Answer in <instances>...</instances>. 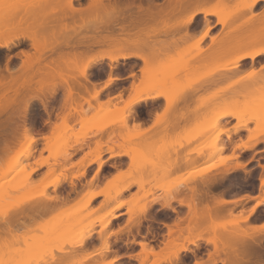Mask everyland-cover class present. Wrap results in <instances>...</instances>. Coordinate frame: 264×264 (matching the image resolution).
Listing matches in <instances>:
<instances>
[{
    "label": "rangeland",
    "instance_id": "1",
    "mask_svg": "<svg viewBox=\"0 0 264 264\" xmlns=\"http://www.w3.org/2000/svg\"><path fill=\"white\" fill-rule=\"evenodd\" d=\"M192 1L197 2L198 0ZM251 1L252 0H210L207 4L203 3V7L206 6L221 14L236 15V18L228 20L226 26H222L218 23L217 16L210 15L205 18L204 15H202L205 19L203 28L200 30H198V28L193 29L192 27L194 26L195 20L192 23L193 25H189L191 31L187 26L186 28L184 26L190 13L188 7L189 0H164V4L159 6L163 8V25L165 31L160 33L163 34V36L160 35L158 43L168 45L175 40L178 44V46L176 45L177 48L175 47L174 50L173 46V49L171 47L169 50V47L173 45L172 43L169 45L168 49H166L165 46L163 48L159 47L160 51L157 50V52L152 48L136 49V51L137 53L138 51L139 53L142 51L140 54L143 53L142 55L152 61V65L158 64L156 63L157 61L161 63L163 61L165 62L168 57H174L176 54L172 61L176 63L175 65H181L182 69L176 72L175 77H173L174 81H172L170 85V89L171 87L173 89V86L177 85L176 88H174L175 90H173L174 93L177 89L179 92H185L181 97L173 101L174 104L171 106L172 109L169 106V101L171 100L172 95L170 94L167 98L163 97L165 100L164 107L162 110H156L154 121L147 127L141 125L140 128H134L133 124L135 122L132 123V119L128 121L127 128L121 123L123 121L122 118L126 117V114L123 113L125 110L123 109L126 107V101L128 99V97L125 99L124 94L128 93L129 96V94L132 93L133 86L138 87V85H140V87L143 88L145 85L146 81L144 79L149 73L146 72L144 64L141 68V77H135L130 88L124 90V92H120L123 93V100H119L117 96L107 99H113L112 104L108 107V112L110 111L113 115H108L109 113L105 114L107 112L105 104L104 106L101 104L102 108L99 106L100 103H105L107 101H103L102 97H100L102 92L98 97V101H96L92 97L94 87L89 90L85 89L78 94H75L74 92H71L73 93L71 94L69 87L64 97L62 110L58 112L57 118L52 121V118L50 116L48 117L51 124L45 136L50 138L54 144L56 143L57 148L51 147L52 150H45V140H42L41 142L38 141V146L33 147L35 151L34 157L31 158L28 157V152L22 153L23 149L21 148L23 147L22 141L26 135V128H29L28 126L26 127L25 124L23 125V123L27 121L28 114L31 112L34 102L32 101L28 106V109L25 111L21 108L20 110L18 109L21 106L20 101L23 99L16 100L18 104L13 106L12 110H9L10 114L15 116L13 121L16 123L15 128L13 129L11 127L10 129L11 139L12 141L14 140V143L11 145L10 156H18L17 152L21 150L20 153H22V155H19L20 157L18 156L21 164H18L19 166L15 165L14 167L16 168H11V172L6 179L14 178L15 180V178L23 172V169L28 173L31 168H36L38 162L42 163L43 166L37 169L28 184H26V180L24 186H22V184L20 185L21 187L18 188L12 187L13 190L9 188L10 191L8 190V192L6 191L7 189L2 188V191H0L3 192L2 194L0 193V211L3 210L0 212V223L8 214L9 217L13 216L20 207L27 205L25 201L29 197L41 196L45 193L53 196L55 188L49 186V184L56 180H68L69 183L73 182L76 185L77 191L75 193H70L69 185H65V188L62 190L64 193L62 194H71L67 202L58 205L51 212L36 217L37 220L35 222L27 220L26 227L15 232H10L9 234L0 233V264H28V256L30 253H34V255L37 256L38 261H41V259L42 261L43 259H45V261H51L50 259L59 258L61 255L66 254L69 249L71 250L68 253H72L69 256V259L58 264H108L111 261H115L116 264H122L123 262L119 252L114 251L115 247L113 246L111 239L112 237L125 232L129 235H134L135 228H137L140 233L141 231L146 232L148 237L151 234L154 235L151 237L156 240L155 243H152L148 242V237L142 239V242L147 244L146 249L144 250L141 247V251L138 255L131 256V258L137 259L140 264H156L160 261L161 264H169L168 262L162 261L161 258L169 257L184 245L188 247L190 252H183L182 256L189 253L198 254V252L204 247V244L212 247V250L209 251L207 261L197 259L200 264H217V261L222 259L227 260V262L226 260H222L224 264L234 263L235 256L237 255H230V251L236 250V247H233L232 244H227L226 239L230 232L236 230L234 229L235 227L231 228L227 226L226 230L229 229L227 231L229 233H227L224 228L217 227L216 229V226L214 228L213 225L209 224H212L211 222L215 221L217 223L238 221L240 223L239 225H241L240 227H242L239 231H241L240 233H243L246 232L244 228L246 222H244L243 219L247 217V214H238L236 208L232 210L230 208L231 211L228 209L229 212H227L226 215L221 216L226 212L224 205V213L219 217H216L214 221L213 218L201 217L200 222L203 225L201 226L200 224V226L202 228L199 227V231L195 229L190 230L189 220L191 215L188 205L191 203L190 188L198 183L197 181H191V177L195 173L198 171H207L206 177H211L214 175H220V173L224 174L223 172H227L226 170L228 169L236 170V167L238 165L240 166L241 162L247 166L248 162L251 163L255 161V157H252L250 160L247 156L240 159L237 155V151L246 150L241 147L244 145H255L264 137V110H262L260 105L257 106V103L261 101V97L264 96V64L256 62L244 64L242 67H239L241 70L238 72L235 70V74H232L229 77L227 76L223 78L221 76L222 78L220 77L218 79V76H216L217 70L219 71L220 68L225 65L224 63H227V61L236 57L237 53H239L242 48L241 46V48L236 51L234 48H231L230 51L226 48L229 52L227 51L228 53H226L224 51L225 54L223 53L222 55L220 49L223 45L222 41L226 42V47L229 45L232 47L231 45L233 41L230 43L231 40L228 39L229 36L232 38L231 34L234 32H242L240 26H242L243 22L245 23L248 18L254 17L256 21L261 17L262 13L255 14L254 9L252 12L247 10L241 12L245 5ZM79 2L75 3L79 4ZM133 3H136V1L134 0ZM76 4L75 6L79 7V5ZM86 6L88 7V5ZM186 6L188 10L186 9ZM82 7L85 10L87 9L84 5L82 6L80 4L81 9ZM109 7L114 8L118 7V5L111 4ZM102 13L103 10L98 12L96 17H102ZM171 14L173 15L172 31L167 29L166 22V16H170ZM82 15L80 23L89 18L91 20L93 13L84 12ZM199 17L200 15L196 17V19ZM90 20H88V24L91 23L89 22ZM206 20L211 28L208 36L200 41L202 33L207 26ZM214 20H216L218 26L221 27V31L216 35L214 34V30H212ZM255 27L253 33L256 32L258 27L262 31L264 29L263 24L256 25ZM233 28L234 31L232 33ZM248 29H243V31H245L247 36H252V48L264 51V48H262V45H264V36L259 37L258 33H256V35L249 33ZM174 30L178 31L174 32ZM39 33L40 32L36 33V35ZM189 34L192 35L189 36ZM40 39V37L36 39L35 42L37 44L33 42L36 55H41V52L45 51L43 44H40L39 42ZM208 40H210L209 44H207ZM158 43H156V45ZM100 48L101 47H99V49ZM99 49L96 48L92 55L105 53L101 52V49V51H98ZM106 53L115 54L117 51L115 48H112ZM173 53L175 54L172 55ZM158 59H162L163 61ZM80 61L82 60H79L77 65H81L77 66L74 64V70L76 69L75 73L78 76L80 75V68L83 67V63H79ZM104 61L100 62V67H94L95 71L103 67ZM120 62L122 61L119 60L118 63L110 62L112 72L114 71L113 65L118 66ZM215 70L216 72H214ZM76 75H73L72 77H76ZM112 75L113 74H111L110 77L113 78ZM247 75H253L252 77L254 78L251 77L250 81H253L255 86L254 88H250L252 91L251 93L243 94L240 91L242 89L238 88L237 81L239 82L241 78ZM21 77L22 76H20L19 79ZM68 78L69 77L52 78L42 80V82L39 81L41 83H39L40 86L38 90L41 91L43 95L36 93L29 96L27 99L42 98L45 104H49V101H51L49 98L54 97V94L56 93L54 92V94H52V91H57L58 87L61 85L67 86V82H70L69 85L73 89L77 87L73 84L76 80L71 77L72 80ZM78 81L81 83L85 82V78L81 77ZM95 82H97V80H95ZM234 83L237 85V87L235 86L236 88L234 87L235 90L231 88ZM95 85L97 90L98 88L101 90V86L102 89L104 88V85ZM7 87L8 86L5 84L4 89L6 90ZM9 87L11 88L12 86L9 84ZM241 88H243V86ZM248 90L245 89L243 91L247 93ZM69 93L71 95H69ZM235 96L236 98H234ZM207 98H210L209 100H211H208V105L205 103V99L207 100ZM232 98L235 99V101ZM201 103L204 104L202 105ZM205 104L207 106H205ZM139 106L134 109L133 117L135 118L137 116L141 117L139 115L142 107L139 108ZM214 108L215 110H213ZM145 109L153 110L155 107L146 105ZM166 109L167 111H165ZM121 111L125 116L120 113ZM225 113L241 114L242 117L237 119L228 118L218 122V118ZM173 115L178 116L174 117ZM255 118L262 119L261 124L257 123ZM108 123L112 125L108 126L104 131L98 132V127L105 126ZM18 124H20V126H18ZM65 124L70 128L65 129ZM55 125H57L56 127H60V131L57 129L59 132L57 130L53 131ZM243 125H247V127H243ZM245 132H247V134H244ZM33 135L37 138L35 134ZM233 135H239L240 141L237 145H240V147L235 145L232 153L228 155L226 154V151L231 143H227L226 139L230 141ZM81 141H83V148L79 145ZM98 144L102 145L98 147ZM109 148H112L113 151H109ZM201 149L205 150L203 157L193 161V158L196 156L194 152ZM59 151L63 152L59 153ZM69 154L72 155L70 156ZM116 154L121 155L114 156ZM108 157L110 159H108ZM114 157H128L127 171L119 172L113 178L108 179L105 185H101L100 181L103 178L101 174L105 165L111 163L114 167L122 166L121 163L110 162ZM132 157L138 158L143 162H139V166L138 163L133 166L131 160ZM96 159H101L104 162V167L101 170H99L97 163H89ZM86 164L88 165L87 168L84 167ZM91 165H97V170L94 176L90 180H87L88 168ZM2 166L4 165L2 164L0 167V178L2 176L1 174L7 171L4 170L6 169V166H4L5 168ZM258 174V169H254L250 170L246 175H228L230 176L228 177L229 179L222 181V183L218 182L217 185L215 184L216 186L213 185L211 191L218 194L224 189H230V187V191H232V189L237 187L236 185L244 187L245 190L247 186L252 185L254 189L257 190ZM14 180H12V182H14ZM124 187H129V189L124 191ZM122 190L124 193L117 196ZM260 191L264 194V179L261 181ZM4 192H10L9 195L6 196L7 198L10 196L9 200L6 197L4 198ZM127 192H132L128 199L125 196ZM94 195L96 196L93 198ZM99 196H103L104 201L98 207H95L94 200ZM1 198H3L5 202ZM262 201H264V196ZM116 203H123V206L115 213L117 218L119 212L126 208L128 215L127 221L124 225H122L123 221H120V225H117L118 223L115 222L117 218H115L108 227H105L106 225L104 224V221L108 219L111 210ZM157 203H162L165 207L168 206L177 217L174 222L166 225L167 233L162 236L163 242L160 243L159 247L156 245L161 238V236L158 235L160 232L155 229L156 218L150 213L151 206ZM204 203V201L198 202L200 207L201 204ZM6 204L8 207H6ZM148 204L150 208L147 213L143 214L141 210ZM183 207H186L187 209L185 216L181 213ZM5 211L8 214H6ZM168 222H171V220ZM206 223L208 225H206ZM89 235H91V239L87 241L85 240L86 244L79 246L80 239ZM96 235H98V239L92 240ZM252 236L254 237V235ZM255 237L254 239H256ZM196 238L215 239L216 245L208 243L205 240H199V246H194L188 242ZM133 240L135 241L134 237ZM256 241L261 242L258 239H256ZM107 243L111 244L109 249L105 248ZM152 250L155 255L149 254ZM238 250L242 252V248H239ZM146 254H148V258L144 262H141V258ZM240 255L241 257L243 256V258H247L245 254L243 255L240 253Z\"/></svg>",
    "mask_w": 264,
    "mask_h": 264
},
{
    "label": "bare ground",
    "instance_id": "2",
    "mask_svg": "<svg viewBox=\"0 0 264 264\" xmlns=\"http://www.w3.org/2000/svg\"><path fill=\"white\" fill-rule=\"evenodd\" d=\"M79 1L81 2L82 0H0V5H3V7L0 8V49H4V48L6 49V48L11 47V45L15 44L16 41L20 40L21 38H29L34 43H36L35 41L38 38L37 37L38 34L36 35V33H38V32H41V34H42L41 37H43V35H44V33H42V32H47V33L49 32L50 36H53V38H54V37L57 36L56 35L57 33H56V31L54 29H51V28H52V26L55 23L58 26L59 22L61 21L60 22V25H61L63 22H65L64 20L67 19V17L71 18L72 16H74L73 20L76 19L75 15H73V14H78L79 13L81 15L84 12H87V13H92L93 12V13L97 14V12H100V11L104 10L105 6H106L105 9L107 7H109V6H107L106 3L104 4V2H105L104 0H90V1L88 0L89 3L87 1H86L87 4L85 3L86 5H88V7L84 4V6L87 9L85 10L82 7V9H83L82 10L80 8V4L82 2L80 3ZM209 1L210 0H198L197 2H193L192 0H189V2H188L189 6L188 7H189V10H190V13H189V17L187 18V20L184 23L185 28H186V26L189 28V25L191 26V24L196 20V17H198L199 15H204L205 18H207V16H210V15L217 16L218 23L221 24L222 26H226V24L228 23V20L236 18V15L221 14V13L215 12L213 9H209L206 6L203 7V3L207 4ZM260 1L261 0H252L250 3L245 5V7L241 10V12L246 11V10L249 11V12H252L253 9H255L257 7V5H258V3ZM75 2H79V4H76ZM75 4L79 5V8H78V6L76 7ZM8 5H12V7H8ZM82 6H83V4H82ZM186 9L188 10L187 6H186ZM82 16H80V17L82 18ZM68 20H70V19H68ZM88 20H90V18ZM88 20H86V21L88 22ZM102 20H103L102 17H99V16L95 17L94 16V19L91 18V20L89 22H91V23L93 22L95 24H98V23L101 24ZM86 21L82 22L83 26H80V28L85 27L84 24L87 25ZM204 21H205V19H204ZM67 22L68 21L66 20L65 25H67ZM79 22H80V20H79ZM255 22H256V24H255ZM91 23H89V24H91ZM206 23H207V26H206L205 31L202 33L200 41L204 40L209 34V31H210L211 27L208 24L207 20H206ZM245 23L243 22L244 25L242 24V26H240V28L242 29V32L241 31H236L238 34L236 32L233 33V31H234V28H233V30H232L233 34H231L232 38H230V36L228 38L229 40H231L230 43H232V41H233V43H232L233 45H231L232 47H230V45L229 46L227 45L228 47H226L225 46L226 42L222 41L223 45L220 47V49L222 51V55H223V53L225 54V52L228 53L231 50V48L232 49L234 48L235 51L239 50V48H241V46H242V48L240 49L239 53H237L236 57L230 59L229 61H227V63H224L225 65L223 64L224 66H222L219 71L217 70L216 76H218V79L221 76L223 78L227 77V76L229 77L230 75L235 74L236 71L238 72L239 70H241V69H239V67H242L244 65V63H243L244 60L250 59L252 61L251 63H254V62H256L255 60H256L257 57H259L261 55H264V54H262L261 50H255V49L252 48V46H253V38H252V36H250V35L247 36L245 34V31H243V29L246 30V29L249 28L248 29L249 33H252V34H255V35H256V33H258L259 37L260 36L263 37L264 36V31L260 30L259 27L257 28L258 30L256 29L255 33H253V32H254V28H256L255 27L256 25H259V24H263L264 25V13H262L261 17L259 19H257L256 21H255L254 17H250V18L247 19V21H245ZM195 24H196V22H195ZM65 25H63V26L65 27ZM253 25H255V26H253ZM184 26H183V28H184ZM64 27H63V30L59 29L57 31V32H59L58 34H60V33H61V35L63 34V37H65V35H66L65 33L66 32L68 33V30H69L68 29L69 27L68 28H64ZM192 28H194V27H192ZM72 30H73V28H72ZM189 30H190V28H189ZM176 31H178V30H176ZM176 31L174 30V32H176ZM190 35H192V34H189V36ZM50 36L44 35V37H50ZM239 37H240L241 40L239 39ZM174 41L175 40L172 41L173 45L170 46V47H169V45H171L172 43H169L168 45L165 43L167 45V47H166V45H164V43L163 44L162 43L161 44L158 43L159 45L158 44L157 45L153 44L152 46L151 45L150 46L149 45H147V46L145 45V46H142V47L144 49L145 48H147V49L148 48H150V49L152 48L153 50H156V52H157V50H159V47L163 48L165 46L166 49H168V47H169V50H170V48L172 47V49H173V46H174V50H175V47H176V45L178 46V44L176 43V41L175 42ZM140 47L141 46H137V45H123V44H119V43H116V44L114 43V44H111V45H108V46H101L102 49L101 48L100 49L102 51L99 48H98L99 49L98 51L105 52V53L97 54V55H95V54L91 55L90 54V55H88L86 57L87 59L85 58L86 60L82 59L84 61L83 62L82 61L79 62V63H83L82 64L83 67L80 68V66H79V68H80V71H79L80 75L79 76H81L82 78H85V80H86V79H88L87 78V71L93 66L94 67L99 66L100 62H102L104 60L110 61L111 63H115V62L118 63L119 60L128 61V60H131V59H141L143 61V64L145 65V70L149 74L144 79L146 81L144 87L142 88V87H140V85H138V87L137 86H133L132 93L129 94V96H128V99L126 101V107L123 109V110H125L123 113L126 114V117L122 118L123 121L121 122V123L124 124V126L126 128L128 127V125H127L128 121L131 120V119L132 120L135 119L133 117V113H134V109L137 106H139V105H141L143 103H147V102H153V101L155 102L156 100H158L160 98H163V97L167 98L171 94L172 98H171V103L169 104V106L171 108V106L174 104L173 101L177 100L185 92V91L184 92L183 91L179 92V90L177 89L178 92L175 91V93H174L173 90H175L174 88H176L177 85L173 86L174 87L173 89H172V87L170 89V85H171L172 81H174L173 77H175L176 72H178L180 69H182L181 65H175L176 63L174 61H172L176 54L173 53L172 55L175 54L174 57H172V56H171L172 58L168 57L167 60H165V62L161 59L163 61L162 63L157 61L156 63H158V64L152 65L151 64L152 61L148 60V58H146L144 55H142L143 53L140 54L142 51H140V53L138 51V53H137L136 49L137 50L138 49H142ZM112 48H115L117 53H115V54L106 53L107 51H110ZM134 48H135V50H134ZM226 48L229 51L226 50ZM131 49H133V50H131ZM162 51H163V49H162ZM191 52H192V50H191ZM158 60H160V59H158ZM173 62H174V64H173ZM78 65H81V64H78ZM113 66L115 68V65H113ZM79 68H78V70H79ZM214 72H216V70ZM228 72H232V73H228ZM251 74H252V72H251ZM250 75H247V76L241 78L239 82L237 81L238 88L242 89L240 91L243 94L251 93L252 91H251L250 88L251 87L254 88V86H255L253 84L254 82L250 81L251 77L253 75L252 76H250ZM72 78H74V77H72ZM114 78L110 77L109 80L106 82V84L104 86L109 88L108 86L113 84ZM252 78H254V77H252ZM63 80H65V79H63ZM68 83H70V82H67V84ZM5 84L6 83H5V81L3 79L0 80V164L1 165L3 164L4 166H6V169H4V170H7V171H5L4 173L1 174L2 176L0 178V183H1L0 184L1 185V188H0L1 190L0 191H2V188H4V189H7L6 191L8 192V190L10 191V189L13 190V188L21 187L20 185H22V184H23L22 186H24V182L26 180H27L26 184H28V182L31 181L32 175L37 171V169L39 167L41 168V166H43V165H42V163L38 162L36 164L37 165L36 168H31L30 172H28V173H26L25 172L26 170L23 169V172L20 173V175L18 177H16L17 179L16 178H15V180H14V178L6 179V177L9 176V173L11 172V168L13 169V167L15 165L21 164L20 160L18 159L19 155H22V153H24V152L25 153L28 152V154H29L28 157L29 158L34 157L35 151H34L33 147L34 146H38V139L35 138V136L33 135L34 134V130L33 129L26 128L27 131H26L25 138L22 141L23 147L21 148V149H23L22 150L23 152L20 153L21 150H19V152H17L18 156H13V157L10 156L11 145L14 143V140L12 141V139H11L10 129H11V127L14 129L15 126H16V123L13 121V118L15 116L14 115L12 116V114H10V112H9L11 101H10V98H9L8 91L4 89L5 88ZM235 86L237 87V85H235V83H234L231 88H233V90H235V88H236ZM242 86H243V88H241ZM93 87H94V93H93L92 97H93L94 100L98 101V97H99L100 93L103 90L102 86H101V90H99V88L97 90L96 89V85H94ZM245 89L246 90L249 89L250 91L248 90L249 92L247 91V93H246L245 91H243ZM69 90H70V93H71L72 89L70 88ZM54 92H56V91L55 90L52 91V93H54ZM111 92H113V91H111ZM70 93H69V95L73 94V93H71V94ZM117 98L119 100H123L122 99L123 98V93H119L117 95ZM129 98H131V102H130ZM234 98H236V96ZM209 99L210 98H207V100L205 99V101H206L205 103L206 104L209 103V101H211ZM31 100H32V98L30 100L26 99L24 101V109L21 108V107L20 108L23 109V110H26L28 108L29 104L31 103ZM112 100L113 99H109L105 103H100L99 104L100 108H102V105L104 106V104H105V108L107 109V112L105 114L109 113L108 115H113V114H111L110 111L108 112V110H109L108 107H110V105L112 104V102H113ZM233 100L235 101V99H233ZM206 104H205V106L208 105V104L207 105ZM259 105L261 106L260 102L257 103V106H259ZM20 108H18V109L20 110ZM213 110H215V108ZM125 112H127V113H125ZM120 113H122V111ZM173 116L177 117L178 115H173ZM241 117H242L241 114L237 115V114H234V113H225V114H222L220 116V118H218L217 121L219 122L221 120H225V119H228V118L237 119V118H241ZM18 118H19V116H18ZM255 119H256L257 123L261 124L262 119H260V118H255ZM111 125L112 124L108 123L105 126L98 127L97 130H98V132H102L108 126H111ZM133 125H134V128H140L141 127L140 122L139 123H134ZM56 126L57 125L54 126L53 131H56L57 129L60 128V127H56ZM243 127H247V125H243ZM64 128L68 129L70 127L68 125L66 126V124H65ZM64 128H62V129H64ZM59 131H60V129H59ZM60 135H58V136H60ZM43 140H45V146H46L45 150H52L51 147L57 148L56 143L54 144V142L52 140H50V138L45 136V137H43ZM79 145H81L82 148H83V141H81ZM101 145L98 144L97 146L99 147ZM252 147H254V145H244L241 148L247 150V149H251ZM60 148H62V147H60ZM82 148H80V149H82ZM108 150L109 151H113L112 148H109ZM60 151H59V153L63 152V151L62 152H60ZM204 151L205 150H203V149L196 150L194 152L196 156L193 158V161L196 160V159H199L200 157L202 158L203 154H204ZM69 155L71 156L72 154H69ZM120 155L121 154H119V155L116 154L114 156H120ZM131 160H132V163H133L132 165L133 166L137 165V163H138V166H139V162H141V163L143 162L142 160H140L138 158H135V157H132ZM94 162L98 164L99 170H101L104 167V162L101 159H96V160L90 161L89 163H94ZM1 165H0V167H1ZM4 166H2V167H4ZM87 166L88 165L86 164L84 167L87 168ZM14 168H16V167H14ZM236 168L239 169V168H242V167H241V165L240 166L238 165ZM8 170H10V171H8ZM226 171L227 172H225V171L223 172L224 174L220 173V175H216V176L214 175V176H211V177L210 176L206 177L207 171H200V172L198 171L197 173H195L191 177V181H193V182L197 181L198 183H197V185H193L194 187L190 188V191H191V197H190L191 198V203L188 205V207L190 209V215H191L190 220H189V222H190V224H189L190 230L191 229H195V230L199 231V229L202 228L201 226L203 225L200 222L201 217L210 218V219L213 218V221H214L216 217H219L221 214L224 213V210H225L223 208L224 205H227L229 203L232 204V201H226L227 200L226 199L227 196L224 195L226 193L223 194V192H222L223 195H218L219 193L216 194V193H213L211 191V188L213 187V185H215V184L217 185L218 182L222 183V181H224L226 179H229L228 177L231 176L230 174H232V172L235 171L234 173H236V170H233V169H230V170L228 169ZM82 175H84V174H82ZM228 175H230V176H228ZM12 180H14V182H12ZM29 185H30V183H29ZM65 185H69L70 190H71V191L69 190L70 193H75L77 191L76 185L73 182L69 183L68 180H65V181L56 180L53 183L49 184V186H53L55 188V193H54L53 196L47 195L45 193V194H43L41 196L29 197L25 201L27 203V205H23L22 207H20L19 210L13 216H10V217H9V214L5 211L6 214H8L7 215L8 218L6 216H5L6 218H4L2 216L4 219H2L3 222L1 221L2 224L0 223V233L9 234L10 232H15V231H17V230H19V229H21L23 227H26L27 220L28 221L32 220L33 222H35L37 220L36 217L40 216L41 214H45V213L51 212L58 205L67 202L69 200V197H70L71 194L68 193V191H67V193H68L67 195H63L62 194V193H64L62 190L65 188ZM129 187H127V188L124 187L125 189L123 188V190L126 191V190L129 189ZM4 189H3V191H4ZM123 190L121 192H119V194L117 196L122 195L124 193ZM7 192H4V198L6 196H8L9 193H10V192L9 193H7ZM225 192H227V191H225ZM0 193L2 194L3 192H0ZM230 194H232V193H230ZM95 196L96 195H94L93 198ZM224 196H226V197H224ZM41 197H43V198H41ZM9 198H10V196L7 199L9 200ZM230 198H231V195H230ZM1 199H3V198H1ZM3 201L5 202L4 199H3ZM200 201L201 202H203V201L205 202L204 204H201V207H200V204H198V202H200ZM261 201H259V202H261ZM122 206H123V203H118V204L116 203V205L113 206L108 219H106L104 221V224L106 225L105 227H108L111 224L112 220L117 218V215L115 213ZM6 207H8V205ZM149 208L150 207H149V204H148V205L144 206V208L141 210V212L143 214H145V213L148 212ZM4 209H6V208H4ZM250 212H249V214L251 215L253 212L251 210H250ZM253 214H255V213H253ZM243 220H244V222H247L248 217H246ZM211 223L212 224H209V225H213L214 228L216 226V229H217V227L224 228L226 232L229 230V229L226 230L227 226H229L231 228L235 227L234 229H236V230H233L234 232H230V233L227 232V233H229V235H228V237L226 239L227 240L226 243L227 244H232V246L236 247L237 250L239 248H242V249L243 248H245V249L246 248H254V249H256V247H258V242L256 241V239H254V237L252 235H250V234H248L246 232L240 233L241 231H239V229L241 230L242 227H240L241 225H239L240 223L238 221H231V222H227V223H224V222L223 223L222 222L221 223H219V222L217 223L215 221V222H211ZM200 224H201V226H200ZM206 225H208V224L206 223ZM90 239H91V235H89L87 237H83L79 241L80 244L78 243L79 246L86 244L85 242L87 240H90ZM199 240H205L208 243H213V244L216 245V240L215 239L196 238V239L190 240L188 242L190 244L194 245V246H199V244H198ZM261 242H259V244ZM140 245H141V247L144 250L146 249L147 244L145 242L140 243ZM110 246H111V244L107 243L105 248L109 249ZM70 248H71V246H70ZM70 250L71 249H69V251ZM237 250H236V253H237ZM68 252L66 254L62 253L63 255H61L59 258L50 259L51 261H45V259H43V261H42V259H41V261L40 260L38 261L37 256H35L34 253L33 254L30 253V255L28 256V264L29 263L30 264H58V263H62L64 261H66L67 259H69V256L72 254V253L70 254ZM183 252H190L188 247L185 246V245L182 246L181 248H179L177 251H175L169 257H166V258L163 257V258H161V260L164 261V262H168L169 264H179L180 261H182L181 260V256H182ZM192 252H193V250H192ZM240 253L241 254L243 253V255L245 254V252H240ZM240 253L238 252L236 254L237 256H235V254H233L235 256V260H234L233 264H245L244 262H246V260H245L246 257H244L245 258L244 259L243 256L241 257ZM246 253L248 254V252H246ZM35 254H38V253H35ZM149 254L155 255L153 250L150 251ZM247 257H249V256H247ZM39 258H40V256H39ZM147 258H148V254H146L144 257L141 258V262H144ZM111 262H109L108 264H111ZM160 262H158L156 264H161Z\"/></svg>",
    "mask_w": 264,
    "mask_h": 264
},
{
    "label": "flooded vegetation",
    "instance_id": "3",
    "mask_svg": "<svg viewBox=\"0 0 264 264\" xmlns=\"http://www.w3.org/2000/svg\"><path fill=\"white\" fill-rule=\"evenodd\" d=\"M86 1L89 2L90 0H82V3L80 2L81 5H84ZM104 1V4L106 3L107 6L116 4L118 7H107L104 9L101 24L96 25L93 22L88 24L87 22V25L84 24L85 27L80 28V26H83V23L79 22L82 14H75L76 19L73 20L74 16L66 19L68 21L67 25H65L66 20H64L65 22L62 21L64 24L62 23L60 25V21L58 26L56 23L54 24L55 26H52L51 29H54L57 33V36L55 35L56 37L53 38V36H50L49 32H42L44 35L50 36L44 37L43 35V38L41 37L42 34L40 32L38 34L40 35L38 37L41 38L39 42L40 44H43V48L45 49V51L41 52V55H36L35 47L33 46L34 43L29 38H21L16 41L17 43L13 44V46L11 45L9 48L0 50V80L3 79L8 86L6 90L8 91L11 101V110L13 106L18 104L16 100L23 99L20 101V107L24 109L23 103L29 96L36 93L42 94L41 91L38 90L40 86L39 83H41L42 80L63 77L72 78L73 75H76L74 64L77 65L78 61L85 59L88 54L92 55L96 48L108 46L114 43L137 45L141 46L140 48H143L142 46H152L153 44L158 43L160 35L163 36V34L160 33L165 31L163 25L164 13H162L163 8L159 6L164 4V0H135L136 3H133L134 0ZM93 15L96 17L95 13H93ZM93 15L91 16L92 19H94ZM166 22L167 29L172 31V14L170 16H166ZM195 22L197 25L194 23L193 29H202L205 22L204 17L201 16L197 18ZM63 25H65V27ZM63 27H69L68 33H65V37H63V34L61 35V33L58 34L59 32H57L59 29L63 30ZM218 27V24L214 22L212 30L215 32L219 29ZM142 67L143 61L141 59H131L120 62L114 69L117 70L115 74L123 77L125 80L141 77ZM111 71L112 66L110 63H104L103 67L97 71H95L93 66L87 72L88 79L85 80V83L79 82L78 79L80 77L76 75V77L73 78L76 80L73 84L77 87L73 89L69 83L67 84L68 87L66 85H61L58 87L55 94L52 93L55 96L49 98V100H51L49 101V104H45L42 98H32L31 103L33 101L34 104L31 112L28 114L27 121L23 123V125L25 124L26 127L28 126L33 129L38 141H41L46 127L51 124L48 117L50 116L54 119L57 112L62 109L61 106L63 104L61 105V97L64 94L66 95L69 86L72 88V92L78 94L83 92L85 89H91L94 86L96 79L109 77ZM20 76L22 77L19 79ZM9 84L12 86L11 88L9 87ZM120 89H122V91L128 90L129 84L126 82L123 83ZM30 99L31 98L27 100ZM151 111L152 109L148 110L145 109V106H143L140 110L139 116L145 117ZM18 126H20V124H18ZM155 229L158 230L156 227ZM147 235L148 234L144 232V234L140 237L147 238ZM158 235L160 234L158 233ZM151 236L154 235L151 234L148 237V242L155 243L156 240H154ZM236 250H231L230 255L234 256L233 254L236 253ZM209 251L211 250L204 246L198 254H184L180 264H195L197 259L207 261ZM238 252L240 253L239 250H237V253ZM131 256L133 255H125L123 257L124 261L122 264H140L137 259L130 258ZM222 260L225 261L226 259ZM222 260H218L217 264H224ZM245 260V264H264V249H262L261 255L258 254L256 256L251 254L250 257H247Z\"/></svg>",
    "mask_w": 264,
    "mask_h": 264
},
{
    "label": "crops",
    "instance_id": "4",
    "mask_svg": "<svg viewBox=\"0 0 264 264\" xmlns=\"http://www.w3.org/2000/svg\"><path fill=\"white\" fill-rule=\"evenodd\" d=\"M254 13L255 14L264 13V0L260 1L258 3L257 7L254 9ZM201 16L202 15H200V17ZM214 22H216V20H214ZM218 28L219 29L214 32L215 35L221 31V27L219 26ZM263 31H264V29H263ZM209 43H210V40L207 41V44H209ZM251 62L252 61L250 59H246L243 61L244 64H251ZM103 63H110V62L104 61ZM256 63H263L264 64V56L257 57ZM116 71L117 70H114L113 72L111 71V74H113L112 75L113 78L115 77L113 84L109 85L108 86L109 88H107L106 86H104L105 89L103 88V91L101 94L103 101H106V99L110 98V97H116L120 92H124V91H122V89H120V87L123 85V83L126 82L127 84H129V88H130L131 84L133 83L134 78L124 80L123 77L115 74ZM110 75L107 78L97 79V82H95V84L97 83L98 85H105L106 82L109 80ZM111 91H113V92H111ZM124 96H126L125 97V99H126L128 97V93H125ZM64 97H65V94L61 97V99H62L61 105L63 104ZM146 105H150L152 107H155V109H153L145 117H138V116L136 118L134 117L135 119L133 118L134 120H132V123H134V122L139 123L140 122V124L143 127H147V126L151 125V123L154 121L156 110H162V108L165 105V100H164V98H160V99L156 100L155 102L153 101V102H148L146 104H142L141 106H139V108L146 106ZM58 112H57V115H58ZM57 115L54 119H52V121H54L57 118ZM49 127H50V124L46 127V129L42 135V140H43V137L46 135ZM244 134H247V132H245ZM239 141H240L239 135H233L230 141L226 139L227 143H231L228 146L226 154H228V155L231 154L234 146L239 144ZM237 155L239 156L240 159H243L244 157L247 156L248 159L250 160L252 157H255V161L251 162V163L250 162L247 163L248 171H243V169H236V173H234L235 172L234 171L230 175L231 176H236V175H240V174L246 175V174H248V172L250 170L258 169L259 174H258V178H257V190H255L252 185L247 186L246 190L244 187L238 186V185H236L237 187H235V189H232V191H228V190H231V187H230V189L222 190L220 192L221 194L219 193L218 195H223L224 193H226V194H224L227 196V197L224 196L227 199L226 201H232V204L229 203V204L225 205L226 212L221 216L226 215V213L229 212L228 209L230 210V208H231V210L236 208L238 214L239 213H246L248 220L244 226L245 231L250 235H254V237L256 236L255 238L258 240H261L262 242H261V244H259V242H258V247H256V249H254V248H246V249L243 248L242 252H245L246 256H249V257L251 254L261 255L262 249H264V228L261 227V225H264V208H257V210L255 212H253L255 214L252 213L250 215L249 212L253 206H255L259 201H261L263 199V196H264L262 191H260L262 177H264V137L261 139L260 142L255 144L254 147H252L251 149L238 150ZM108 159H110V158L108 157ZM128 160H129L128 157H114V158H112L110 162L121 163L122 166L121 167H114L111 163L105 165V167L103 168L102 174H101L103 178L100 181V184L105 185L108 179L113 178L119 172H126L127 166H128ZM96 170H97V165L89 166L87 180H90L94 176ZM95 185H94V187H95ZM225 191H228V192H225ZM222 192H223V194H222ZM230 193H232V194H230ZM131 194H132V192L131 193L127 192L125 195L126 198L127 199L130 198ZM230 195H231V198H230ZM241 197H243V199H241ZM103 201H104L103 196L96 197L94 200V206L98 207ZM150 213L153 217L156 218L155 225H156V228H158V231L160 232L159 234L161 235V238L159 239V243L156 245L157 247H159L160 243L163 242L162 236L167 233L166 225L174 222L177 219V217L168 208V206L165 207V205L162 203L153 204L151 206V212ZM181 213L183 216L186 215V213H187L186 207L182 208ZM127 217H128L127 209L124 208L123 210H121L119 212L118 218L115 220V222L118 223L117 225H120V221H123L122 225H124V223L127 221ZM169 220H171V222H168ZM133 234L134 235H129L127 232H125V233L118 234V235L112 237V239H111V241L113 242V246L115 247L114 251L119 252V255L122 259V262L124 261L123 257L125 255L136 256L141 251L140 243L142 242L143 238H141L140 236H142L144 234V232L141 231V233H140L137 230V228H135ZM133 237L135 238V241L133 240ZM96 239H98V235H96L94 238H92V240H96ZM204 246L206 248L212 250V247L205 245V244H204ZM246 252H248V254Z\"/></svg>",
    "mask_w": 264,
    "mask_h": 264
},
{
    "label": "snow or ice",
    "instance_id": "5",
    "mask_svg": "<svg viewBox=\"0 0 264 264\" xmlns=\"http://www.w3.org/2000/svg\"><path fill=\"white\" fill-rule=\"evenodd\" d=\"M2 7H3V5H0V8H2ZM8 7H12V5H8ZM262 48H264V45H262ZM262 54H264V51H262ZM129 100L131 102V98H129ZM169 102L171 103V100ZM260 103H261L262 110H264V96L261 97ZM165 111H167V109ZM237 147H240V145H237ZM229 158H231V157H229ZM241 167L243 168L244 171H248L247 166L243 162H241ZM262 179H264V177H262ZM241 199H243V197H241ZM257 208H264V201H261V202L257 203L255 206H253L251 208V211L255 212L257 210ZM261 227L264 228V225H261ZM111 264H116V262L112 261ZM196 264H200V262L197 261Z\"/></svg>",
    "mask_w": 264,
    "mask_h": 264
}]
</instances>
